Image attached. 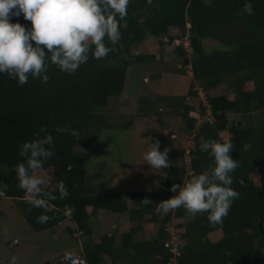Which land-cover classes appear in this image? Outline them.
Returning <instances> with one entry per match:
<instances>
[{"label": "trees", "instance_id": "16d2710c", "mask_svg": "<svg viewBox=\"0 0 264 264\" xmlns=\"http://www.w3.org/2000/svg\"><path fill=\"white\" fill-rule=\"evenodd\" d=\"M244 3L130 0L122 39L111 45L105 37L115 49L105 57L95 59L90 53L89 60L71 74L53 64L46 83L30 75L21 85L0 73V186L4 191H0V203L15 200V204L0 205V220L6 217L15 223L22 217L31 232L37 233H51L65 225L63 233L82 238L79 253L85 262L78 264H264V0H253L251 14L244 11ZM12 20L31 24L23 15ZM172 28L181 35L179 45ZM168 35L181 60L176 74L190 79L187 93L141 94L140 108L123 113L119 108H125L122 95L129 67L142 65L151 71L152 80L164 77L158 66L161 58L145 43ZM186 38L189 46H185ZM206 40H212V45ZM222 86L225 92L219 91ZM230 114L249 116V120L235 121ZM167 118L177 119L182 126L173 125V131L179 133L176 139L169 137L170 131L169 136L157 131L168 139L163 138L171 153L166 187L133 190L139 200L136 205L125 198L129 192L111 188L107 178L88 186L92 145L100 130L136 127L140 136L147 137L152 131L137 127L139 120L147 119V124L161 129ZM41 125H47L55 138L54 155L41 158L43 167L29 172L43 177L42 191L32 195L45 199L48 209L29 203L30 194L18 186L16 171L20 161L27 162V157L19 155L20 145L34 139ZM58 126L76 133L57 132ZM210 138L230 141L231 155L238 160L232 187L240 196L223 223L212 224L207 212L193 215L183 206L166 214L155 212L156 203L176 194L173 184L183 187L194 174L211 175L214 157L200 149L201 142ZM181 139L189 141L188 152L180 145ZM60 181L66 185L67 195L61 196ZM50 194L56 198L50 199ZM145 197L153 203L145 205ZM41 213L50 218L39 222ZM107 213L123 216L135 226L120 228L121 233L114 226L99 232L94 225L96 217ZM156 224L158 230L153 235L151 226ZM40 264L55 263L47 257Z\"/></svg>", "mask_w": 264, "mask_h": 264}, {"label": "clouds", "instance_id": "9594fccd", "mask_svg": "<svg viewBox=\"0 0 264 264\" xmlns=\"http://www.w3.org/2000/svg\"><path fill=\"white\" fill-rule=\"evenodd\" d=\"M130 0H0V73H7L17 83L23 85L29 76L42 82L49 81L48 69L56 65L61 71L74 73L91 56L95 59L105 57L114 51L117 42L122 39V22L127 16ZM244 11L254 12L253 0H245ZM23 15L31 21L25 25L13 21L12 17ZM105 37L111 45L105 42ZM180 44V39H175ZM189 41L185 46H189ZM92 45H95L92 48ZM125 90V89H124ZM45 132L41 137L40 132ZM57 132L71 133L76 130L67 126H58ZM34 139L25 140L19 148V155L27 157V162L20 161L16 166L18 186L29 195V203L35 207L49 208L45 199L33 198L32 194L42 191V176L32 175L29 169L43 167V159L54 155L55 138L41 125L34 133ZM51 145V147H46ZM200 149L208 151L214 157L211 175L207 172L192 175L181 187L172 185V195L156 203L155 212L166 214L172 209L183 206L193 215L207 212L212 224L223 223L234 200L240 196L239 190L232 187V173L238 167V160L231 155L233 145L230 141L207 139L201 142ZM169 147L160 149V141L149 144L143 153V159L152 167L159 169L169 166ZM243 183V180H240ZM179 191L176 192V189ZM0 191L4 194V191ZM61 196L67 195V187L59 182ZM151 191V189H149ZM50 194V199H55ZM145 205L153 203L151 198L143 199ZM71 212V209H69ZM50 217L41 213L37 219L46 222ZM13 261L15 257L12 258ZM69 264H78L83 259L73 252L65 253ZM83 262V261H82Z\"/></svg>", "mask_w": 264, "mask_h": 264}, {"label": "rangeland", "instance_id": "374dc122", "mask_svg": "<svg viewBox=\"0 0 264 264\" xmlns=\"http://www.w3.org/2000/svg\"><path fill=\"white\" fill-rule=\"evenodd\" d=\"M171 34L179 36L178 30L175 28H172ZM180 36L179 39L181 41ZM169 39L170 35L164 37L160 41L155 38H149L145 43L151 46V50L153 46L157 52V58H161L159 59L158 66L162 70L164 77L152 80L149 74L151 71H147L142 65L135 64L129 67L128 82L124 90V95H122L125 108H119L123 113H131L132 110L140 108L143 103L140 102V99L138 102V97L141 94H160L161 92L187 93L190 79L181 75L177 76V64H179L181 60L176 56L175 45L169 43ZM185 40L187 41V38ZM207 42L209 45L213 43L212 40H206L205 43ZM189 50H191V48H189ZM189 67L191 66L189 65ZM226 90L225 86L219 89L220 92H225ZM193 101L196 102L195 100ZM126 118L129 120L130 115L126 116ZM230 118L235 121L241 120L244 123L249 120V116L234 114H230ZM138 119L139 118H137V120ZM146 120L147 119H143L142 121L139 120V126L137 127L145 129V126L146 129L151 130L152 134H149L147 137L140 136L139 133L136 132L139 130L136 127L117 130H100L92 145L93 157L88 164L90 172L89 187L107 178L112 186L111 188H118L122 192H129L128 194L125 193V198L136 205V202L139 200L132 195L134 193L133 190L143 191L148 188L156 189L162 187L163 189L166 187V180L168 178V171H166V168L163 166L159 169L152 167L144 161L143 153L147 150L149 144L156 140L160 141V149L162 151L166 145L169 147V145L164 142V134H158L157 131H163V133L168 136L170 135V131L172 134L169 137L176 139L179 133L173 131V125L182 126V122H179L177 119L167 118L160 129L158 128L159 126L147 124L149 120ZM224 135L228 136L229 133L224 132ZM181 140L183 143L180 142V145L184 144L188 152L190 146L189 141L184 139ZM173 146L179 147L178 144H173ZM168 159L171 161L170 151L168 152ZM184 160L188 162V155L184 156ZM125 163L132 166L125 168L123 167ZM114 171L117 175H111ZM6 203L15 204V200H4L0 205L4 206ZM17 218L15 223H12L6 217L0 220V264H40V262L47 259V257H52L55 264H69V261L64 259L65 253L69 251L78 253L76 255L80 258L79 250L82 248V240L80 239L82 238H74L67 233H63L65 225L62 224L61 227L59 226L51 233H49V231L37 233L34 231L31 232V226L24 218ZM101 220H105L106 222ZM107 222L109 225L106 224ZM94 225L99 228V232H104L109 226H114V228L121 233L122 230H119L120 228H128L130 225L135 226V222L125 220L123 216L116 217L115 215L107 213L106 215L101 214L97 216ZM146 226L149 227V225ZM151 230L154 231L153 235H156L158 225H152ZM175 238L176 236L174 235L173 239ZM13 257H15L14 261L12 259Z\"/></svg>", "mask_w": 264, "mask_h": 264}, {"label": "water", "instance_id": "95a60500", "mask_svg": "<svg viewBox=\"0 0 264 264\" xmlns=\"http://www.w3.org/2000/svg\"><path fill=\"white\" fill-rule=\"evenodd\" d=\"M82 261H83V262H85V260H84V259H83ZM78 262H80V260H79Z\"/></svg>", "mask_w": 264, "mask_h": 264}]
</instances>
